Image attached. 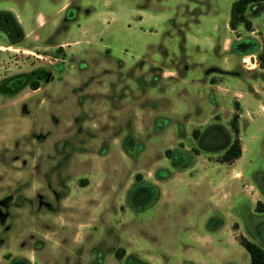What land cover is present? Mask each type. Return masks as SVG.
I'll return each instance as SVG.
<instances>
[{"label": "rangeland", "instance_id": "1", "mask_svg": "<svg viewBox=\"0 0 264 264\" xmlns=\"http://www.w3.org/2000/svg\"><path fill=\"white\" fill-rule=\"evenodd\" d=\"M234 1L0 0L18 26L0 28V264H249L240 236L264 248V3L232 30Z\"/></svg>", "mask_w": 264, "mask_h": 264}, {"label": "trees", "instance_id": "2", "mask_svg": "<svg viewBox=\"0 0 264 264\" xmlns=\"http://www.w3.org/2000/svg\"><path fill=\"white\" fill-rule=\"evenodd\" d=\"M253 3H264V0H235L232 3L230 10L229 26L232 30H236L240 24H242L246 30L252 31L253 24L252 21L246 16V9L250 4ZM264 47V38H263ZM13 85H21L23 82L21 77L13 78ZM32 86L34 89L38 88V82L33 81ZM238 114H234L231 119V129L233 133V139L231 142L226 141L223 143L224 153L220 159L221 162L233 163L236 159L241 156L242 148L239 138V128H238ZM211 137V136H209ZM214 141V137L210 138ZM220 141V138H218ZM256 211L264 213V202L258 201L255 207ZM240 245L249 254V264H264V248L257 243L247 239L245 236L241 235L239 238Z\"/></svg>", "mask_w": 264, "mask_h": 264}, {"label": "flooded vegetation", "instance_id": "3", "mask_svg": "<svg viewBox=\"0 0 264 264\" xmlns=\"http://www.w3.org/2000/svg\"><path fill=\"white\" fill-rule=\"evenodd\" d=\"M7 15L0 16V28L3 29L8 33L9 36H15V29L17 30L18 26L16 25V22L12 18L11 15L6 13ZM18 31V30H17ZM14 79L8 80V84H13Z\"/></svg>", "mask_w": 264, "mask_h": 264}, {"label": "built area", "instance_id": "4", "mask_svg": "<svg viewBox=\"0 0 264 264\" xmlns=\"http://www.w3.org/2000/svg\"><path fill=\"white\" fill-rule=\"evenodd\" d=\"M243 61L245 62V63H248V61L245 59V58H243ZM254 61V60H253Z\"/></svg>", "mask_w": 264, "mask_h": 264}, {"label": "crops", "instance_id": "5", "mask_svg": "<svg viewBox=\"0 0 264 264\" xmlns=\"http://www.w3.org/2000/svg\"><path fill=\"white\" fill-rule=\"evenodd\" d=\"M253 60H254V59H253ZM253 60H252V61H253ZM254 62H255V60H254ZM252 63H253V62H252Z\"/></svg>", "mask_w": 264, "mask_h": 264}]
</instances>
